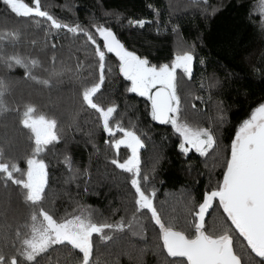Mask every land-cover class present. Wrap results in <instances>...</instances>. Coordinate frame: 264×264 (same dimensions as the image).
Returning a JSON list of instances; mask_svg holds the SVG:
<instances>
[{
	"label": "trees",
	"instance_id": "1",
	"mask_svg": "<svg viewBox=\"0 0 264 264\" xmlns=\"http://www.w3.org/2000/svg\"><path fill=\"white\" fill-rule=\"evenodd\" d=\"M256 1L207 0L205 4L204 0H41V4L44 10L72 26L80 24L90 28L93 23L111 26L130 49L147 55L153 63L170 62L176 54L194 46L196 59L192 79L182 78L178 88L182 109L216 117L221 149L230 145L238 124L264 102V79L259 71V66H264V30L260 27V16L252 10ZM26 2L31 4L32 0ZM214 8L218 9L215 14ZM36 19L40 21L39 25L30 18L14 16L0 0V50L3 54L40 59L51 66V51L45 56L40 49L45 43H56V69L76 71L80 64L79 74L83 80L88 75L89 65L95 64L92 46L87 45L82 36L68 33L66 29L61 30L59 38L47 37L44 32L47 23L43 18ZM129 19L153 23L146 24L144 29L125 27ZM109 57L114 74L97 94L98 102L105 107L116 103L118 110L113 123L119 121L141 136L145 143L141 150V170L142 174L155 177L157 209L166 222L175 218V226L184 228L187 226V207L183 210L181 206L177 209V206L167 204V193L188 190L192 193L191 200L199 201L209 176L220 179L222 169L213 172L205 165L207 157H199L194 152L185 161L177 151L179 137L170 126L150 120L147 102L125 91L127 82L115 74L118 61L111 54ZM201 59L206 60V65L200 63ZM226 70L236 73L237 78L230 80L228 87L220 89L212 77L223 79ZM5 73L6 69L0 63V78H4ZM37 74L47 78V73L38 71ZM67 75L63 77L65 81ZM181 76L178 71V77ZM7 77L11 78V83L3 97V107L8 110L0 111V148L8 157L17 159L21 168L26 167L24 157L33 147L28 139L29 131L19 123L24 105L32 104L48 116L55 114L60 121L63 139L54 149L49 146L51 151L45 154L52 188L49 199L55 201L57 215L89 211L99 218L98 221L117 222L121 218L132 221L134 201L128 195L129 188L124 185L127 174L110 164L116 150L105 143L109 138L102 131L98 114L82 106L81 85L66 82L47 89L23 79L24 70L18 67L8 72ZM197 96L201 99H196ZM187 112L184 114L183 110L182 115L188 116ZM222 115H226L228 123L219 126L217 116ZM119 154L124 157L129 153L122 146ZM66 157L70 164L65 162ZM86 183L90 189L87 193L84 191ZM26 223H30V209L24 203L22 190L11 182L5 186L0 181V239L5 233L13 236ZM208 223L211 226L213 218L210 217ZM141 224L146 225L143 231ZM105 231L113 238L100 241L102 244L93 248L92 259L97 264L157 263V255L144 249L146 245L155 247L159 243L158 229L151 224L149 213H145L139 222L132 221L131 228L126 223L123 231ZM97 239L99 237L95 235V241ZM54 247L56 251L50 252L44 264H73L75 258L82 257L77 250H71L70 254L69 249Z\"/></svg>",
	"mask_w": 264,
	"mask_h": 264
},
{
	"label": "snow or ice",
	"instance_id": "2",
	"mask_svg": "<svg viewBox=\"0 0 264 264\" xmlns=\"http://www.w3.org/2000/svg\"><path fill=\"white\" fill-rule=\"evenodd\" d=\"M204 2L207 4V0ZM2 3L14 16L30 18L37 25L40 21L36 18H43L47 23L44 29L47 37L59 38L63 29L82 36L94 50L95 64L89 65L88 75L81 80L80 64L76 71L72 68L56 69V43H45L40 49L45 56L51 51V66L40 59L8 56L0 50V63L6 69L5 77L0 78V111L8 110L3 107V97L11 83L7 73L17 67L24 70L23 79L47 89L66 82L79 83L82 106L98 114L102 131L109 138L105 143L116 150L110 164L127 174L124 185L129 188L128 195L134 201L132 221L139 222L145 213H149L151 224L158 229L159 243L155 245L158 264H264V102L254 107L238 124L230 145L223 149L222 179L209 176L202 198L199 201L193 198L187 206V226L178 228L174 223L166 222L157 209L155 177L142 174L140 152L145 143L141 136L119 121L113 123L118 105L113 102L110 106H103L98 102L97 94L114 74L109 64L111 54L118 61L115 74L127 82L125 91L144 98L151 121L171 127L179 137L177 151L185 161L193 152L199 157H207L210 151L219 148L221 138L217 128H193L184 122L178 92L182 78L192 79L196 59L194 46L176 54L170 62L153 63L147 55L138 54L135 48L130 49L111 26L100 23H93L90 28L80 24L72 26L44 10L41 0H32L31 4L26 0H2ZM216 11L218 9L214 8L213 14ZM258 14L260 27L264 30V0H259ZM156 15L159 16L158 10ZM151 23L153 21L145 19H129L125 27L144 29ZM200 63L206 65L207 62L201 59ZM38 71L47 73V78L38 75ZM178 71L181 77H178ZM259 71L264 79V66H259ZM65 75L67 81L63 79ZM234 78H237L236 73L228 70L223 79L212 77L220 89L228 87ZM19 123L29 131L28 139L33 147L24 157L26 168H21L17 159L8 157L0 148V181L5 186L11 182L22 190L24 203L30 209V223L21 225L13 236L5 233L0 239V264H44L50 252L56 251L54 246L69 249L70 254L71 250L81 253L82 257L75 258L73 264H97L92 259L94 234L100 241L112 240V235L105 230L120 232L126 223L131 228L132 221L126 222L124 218L115 223L97 221L91 214L83 213L66 212L58 216L55 201L49 199L52 188L45 154L51 151L49 146L54 149L63 139L60 121L55 114H38L34 105L26 104ZM226 123V115L218 117L219 126ZM122 146L129 153L124 157L119 154ZM216 159L219 161V155ZM65 162L70 164L69 158L66 157ZM89 190L86 183L84 191ZM210 217L213 218L211 226L208 223ZM140 227L143 231L146 225Z\"/></svg>",
	"mask_w": 264,
	"mask_h": 264
},
{
	"label": "rangeland",
	"instance_id": "3",
	"mask_svg": "<svg viewBox=\"0 0 264 264\" xmlns=\"http://www.w3.org/2000/svg\"><path fill=\"white\" fill-rule=\"evenodd\" d=\"M252 10H253V12L256 15H259L258 14L259 13V0H257L256 2L253 3ZM96 74L98 75V73H96ZM183 110H184V114H185L187 112V110L184 107H183ZM37 113L39 114L40 112L37 111ZM42 114L47 115L46 113H42ZM187 114H188V116H185V115L183 116L182 115V120L184 122L188 123L190 127H193V128H197V127H215V128H217V134L219 133L218 131L220 129L217 126L216 117L212 118V116H210V114L206 115V113L205 114H201V113H196V112H192V113L191 112L190 113L187 112ZM217 117H219V116H217ZM224 148L225 147L220 149V145H219L218 149H215L214 152L211 155L207 156V160L205 161V165H206V167L211 168L213 170V172H216L219 169H222L220 165L223 162V154H224L223 153V149ZM140 155H141V152H140ZM217 155H219V161L216 159ZM220 171H223V169L220 170ZM220 179H222V177ZM167 196H168V200H169V203H167V204L171 203L170 205L173 206V207L177 206V209H179V207L181 206L183 208V210H184V208L187 207V205L191 201L192 193H190V191H188V190H181L178 193H167ZM14 214L16 215L17 213H14ZM83 214H85V215L91 214L93 216V212H89V211H85V212H83ZM93 218L95 220L99 219V218L94 217V216H93ZM107 219L110 220L109 218H107ZM174 221H175V218H174V220H171V221L168 220L167 222H172L173 223ZM108 222L115 223L114 221H111V220L108 221ZM93 241L95 243V245H94L95 248H97L98 245L102 244V243H100L99 239H97V241H95V234L93 236ZM146 246H144L145 250L153 251L155 253L156 249H155L154 245L149 244V245H146ZM108 253H109V255H112L109 251H108ZM141 260H142L141 263H143L144 260L143 259H141ZM101 262H103V261H101ZM156 262H157L156 264H158V259H157Z\"/></svg>",
	"mask_w": 264,
	"mask_h": 264
}]
</instances>
